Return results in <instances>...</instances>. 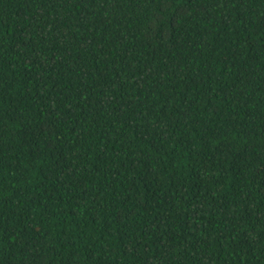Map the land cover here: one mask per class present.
Returning <instances> with one entry per match:
<instances>
[{"label":"trees","instance_id":"1","mask_svg":"<svg viewBox=\"0 0 264 264\" xmlns=\"http://www.w3.org/2000/svg\"><path fill=\"white\" fill-rule=\"evenodd\" d=\"M0 264H264V0H0Z\"/></svg>","mask_w":264,"mask_h":264}]
</instances>
